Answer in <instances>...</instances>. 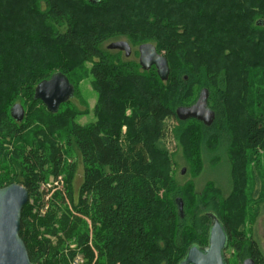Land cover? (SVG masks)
<instances>
[{
    "label": "trees",
    "instance_id": "16d2710c",
    "mask_svg": "<svg viewBox=\"0 0 264 264\" xmlns=\"http://www.w3.org/2000/svg\"><path fill=\"white\" fill-rule=\"evenodd\" d=\"M119 36L132 47L156 46L169 62L168 89L155 66L140 70L102 47ZM88 62L95 121L82 124L73 109L51 112L34 99L36 86L57 72L76 93ZM204 89L214 123L181 120L177 109ZM16 103L27 107L22 122L11 116ZM173 131L197 170L201 144L215 151L227 137L235 189L227 202L217 188L198 195L191 182L175 181ZM262 150L264 0H0V187L18 183L44 201L41 181L65 173L75 208L59 214L61 193L43 217L31 219L25 205L20 236L33 263L71 264L79 256L77 264H180L190 247L209 243L213 216L227 228L228 247L261 263L258 246L231 220L246 212L247 168ZM74 151L84 165L77 198L75 167L65 160ZM164 189L173 193L167 203Z\"/></svg>",
    "mask_w": 264,
    "mask_h": 264
},
{
    "label": "rangeland",
    "instance_id": "374dc122",
    "mask_svg": "<svg viewBox=\"0 0 264 264\" xmlns=\"http://www.w3.org/2000/svg\"><path fill=\"white\" fill-rule=\"evenodd\" d=\"M118 40H128V37L127 36L111 37L103 42L102 47L104 49H107L109 51V55L114 58L115 56L116 57L119 56L122 61L132 60L139 62V52H138V47L136 46L132 47L133 51L131 56L129 57H127L123 51L116 49H108L109 44ZM116 62L118 61L116 60ZM91 66H92L91 63L89 62L85 64V71L80 72L81 80L78 81L77 91L75 93V96H73V98L70 101H68L65 105L63 106L61 105L62 109L68 107L76 111L78 113L77 121L82 124H86L95 121L97 119V116L94 113V109L98 100V95L93 87V82H92L93 78L89 73ZM140 70H142V67ZM256 70H254V72ZM163 82L165 83L164 89L165 90L168 89L169 87L166 84L167 81H163ZM128 106L129 107H127L126 109L127 115L130 114V107L132 105L129 104ZM167 123L170 126H173V128L177 125L175 121L172 122L169 120L167 121ZM30 129L31 128L24 129V131L21 134L27 135V132H29ZM123 130L126 131V126L123 127ZM29 137L31 138L32 136ZM8 138L10 141H14L15 145L20 144V143L17 144V140H18L17 138L15 139L12 136ZM198 142L199 140L195 136H192L189 143L193 145L195 144L197 145ZM187 143H188V138H187ZM167 144L171 150L170 155L174 169L173 176L175 181L179 185H183L185 183L191 182L193 184V192L198 195H200L201 193H205V196H208L210 194L209 192H211L214 188H217L219 190L218 195H220L222 198L221 203H225L230 199L235 189H234V180L231 172L232 160L230 156L231 154L229 152L227 137L223 140V144H221V146L217 148L215 151L210 150L212 149L210 147H214L215 144H213L212 146H209V143H206V145L201 144V150H200L201 152L199 154L200 156L199 160L201 162L200 170H197V166L194 165V161L187 157L183 143L181 142V140H178L175 137L174 131H173V138L170 139ZM191 144L189 145L192 146ZM4 145L5 147H7L8 150H10L9 151L10 153L13 152L14 145L12 142H5ZM11 155H16V153H12ZM258 157H260L259 163L253 161L247 168V178L245 181V185L243 186L244 187L243 194L246 203L245 205L246 212L245 214H242L240 212L242 219L240 218L239 220H235L234 217H232L233 220L231 219L230 220L234 222V225L236 227H239L243 231L247 239L255 242V244L258 246L261 252L260 264H264V151L263 150L259 152ZM65 160L66 163L73 164L75 167L76 174L72 181L71 187H72V195H74V197L77 198L79 187L83 180L84 165L80 156L76 151L66 155ZM58 175L56 176L52 175L51 177L43 181H51L55 179ZM61 175H63L64 177V190L66 191V195L63 194L61 189H55L50 192L51 196L48 200H46L44 193H42V197H44V201H41V195L40 197L33 196L32 198H29L28 202H29V212L31 219L33 218V216L36 215L41 217L45 216L49 210L51 203L53 202V200H55V194L57 193H61L62 197L56 199V202L60 206H63L66 209L65 211L63 210L59 211V214L61 215L63 213L70 214L74 212L75 210L74 204L66 189L67 176L65 173L64 174L62 173ZM172 194L173 193L167 195L164 189L161 191L160 196L162 195V198H164V201L167 203L169 202V197ZM230 213H232V211L225 210V214L223 212V215L226 216L229 215ZM186 223L187 225L192 223L190 218L187 219ZM44 235L47 234L45 233ZM175 253L178 254L177 251ZM226 256L228 257L229 264H242L243 258H246L244 255L242 256L239 255L238 249L235 248L234 246L228 247L226 251ZM79 261L80 263H82L80 257L78 261L74 260L73 262H71V264H77Z\"/></svg>",
    "mask_w": 264,
    "mask_h": 264
},
{
    "label": "water",
    "instance_id": "95a60500",
    "mask_svg": "<svg viewBox=\"0 0 264 264\" xmlns=\"http://www.w3.org/2000/svg\"><path fill=\"white\" fill-rule=\"evenodd\" d=\"M108 49L123 51L127 57L132 54V46L127 40H118L108 45ZM139 63L143 70L156 67L159 77L167 81L170 75L168 59L160 54L152 43L138 47ZM75 95V87L62 72L54 73L49 79L41 81L35 88L34 99L41 100L51 112H58L61 105L70 101ZM207 90H202L199 99L189 106L177 109L181 120L197 119L207 126L215 120V112L207 102ZM14 120L22 122L25 108L16 103L11 108ZM28 189L18 183L0 187V264H35L31 261L27 246L20 236L22 211L28 203ZM209 243L206 246H192L180 264H227L224 249L227 246L228 231L215 216L212 217ZM243 264H257L252 258Z\"/></svg>",
    "mask_w": 264,
    "mask_h": 264
},
{
    "label": "built area",
    "instance_id": "2783aa9c",
    "mask_svg": "<svg viewBox=\"0 0 264 264\" xmlns=\"http://www.w3.org/2000/svg\"><path fill=\"white\" fill-rule=\"evenodd\" d=\"M39 189L42 193L45 194L46 200H48L51 196L50 192L55 189L64 190V177L63 175H58L55 179L51 181H42L40 183ZM79 257L75 260L78 261Z\"/></svg>",
    "mask_w": 264,
    "mask_h": 264
},
{
    "label": "flooded vegetation",
    "instance_id": "af4514ba",
    "mask_svg": "<svg viewBox=\"0 0 264 264\" xmlns=\"http://www.w3.org/2000/svg\"><path fill=\"white\" fill-rule=\"evenodd\" d=\"M206 246V245H205ZM227 249H228V246H226V248L224 249V253H225V255H226V251H227ZM227 257V256H226ZM247 258H251V257H246V258H244L243 260H242V264H243V262H244V260L245 259H247ZM253 259V258H252ZM255 260V259H254ZM256 263L257 264H260V263H258L257 261H256ZM227 264H229V262H228V257H227Z\"/></svg>",
    "mask_w": 264,
    "mask_h": 264
}]
</instances>
